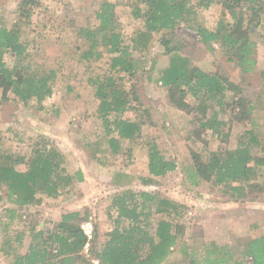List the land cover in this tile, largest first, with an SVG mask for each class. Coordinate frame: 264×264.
Returning <instances> with one entry per match:
<instances>
[{"label":"trees","instance_id":"16d2710c","mask_svg":"<svg viewBox=\"0 0 264 264\" xmlns=\"http://www.w3.org/2000/svg\"><path fill=\"white\" fill-rule=\"evenodd\" d=\"M229 13L214 29L196 24L200 11L207 10L215 0H131L127 2L131 16L143 23V30L124 36L114 20L116 2L103 0L95 11V24L81 27L75 35L89 46L74 57L89 65L90 92L99 100L98 117L105 136L93 142L94 154L103 153L107 144L114 155L134 156L136 148L146 150L148 176L115 173L112 186L117 188L110 196L107 208L112 227L99 241L98 225L89 240L81 225L90 216V210L62 211L58 220H50L41 227L31 224L25 229L23 218L29 208L49 207L51 203L70 191L74 182H83V173L71 174L66 168L65 156L49 139L39 135L29 154L12 150L10 141L0 136V259L7 264H164L179 247L189 264H264V236L240 238V244L210 243L203 256H196L194 245L181 243L185 219L189 208L170 196L161 195L158 178L182 167L187 180L197 187L208 183L212 189L236 202L249 193L258 191V179L264 174V143L251 129H244L234 150H213L199 146L204 134L228 137L234 122L256 124L254 106L247 99L241 103L228 100L230 86L222 78L202 69L193 71L192 61L182 51L176 31L183 25L196 32L200 42L214 52L220 49L226 60L236 63L243 73L254 70L256 42L250 38L249 25L261 24L264 30V0H218ZM28 10L24 18L32 22V15L40 6L35 0L21 4ZM154 35L173 55L160 78L168 88V101L175 109L193 117L197 126L192 130V142L187 143L189 158L183 164L168 158L154 138L145 133L151 125V112L143 108L138 86H128L125 76H136L137 62L134 52L149 50ZM105 52H103V50ZM36 46L33 40L23 39L17 26L0 27V103L10 101V96L24 105L36 103L40 109L45 100L54 94L60 83H68L71 76L59 68H49L32 63ZM73 51V50H71ZM109 55L110 67L104 74L94 73L92 63ZM11 54L15 61L9 67L5 61ZM118 74L116 77L115 74ZM67 91L72 92L71 86ZM127 112H137L145 117L139 121L124 118ZM210 112H212L210 114ZM146 118V119H145ZM254 119V120H253ZM155 127V126H153ZM164 127V125H163ZM131 146H122L125 142ZM90 145V146H91ZM139 182V184H137ZM20 226L15 229L14 221ZM28 239L27 245L24 244ZM89 244L90 258L84 257ZM26 246V247H25Z\"/></svg>","mask_w":264,"mask_h":264},{"label":"rangeland","instance_id":"374dc122","mask_svg":"<svg viewBox=\"0 0 264 264\" xmlns=\"http://www.w3.org/2000/svg\"><path fill=\"white\" fill-rule=\"evenodd\" d=\"M23 1L0 0V27L17 26L23 39L33 40L36 50L31 60L34 65L43 64L46 69L59 68L65 74H70L71 78L68 83L59 84L54 94L43 102V109L35 102L24 105L13 96L4 105L0 103V136L10 141L12 150L23 154H29L32 142L39 135L47 137L51 141L50 145H54L65 156L67 170L71 174L82 172L84 181H75L70 191L60 197L59 201H53L49 207L29 208L28 217L23 218L22 229L31 224L41 227L50 220H58L62 211L90 210L91 216L87 221H92L94 227L98 225L99 241L103 242V235L112 227L107 208L111 202L110 196L117 190L112 186L114 174L121 172L148 176L145 149L136 148L134 156L127 159L123 154H112L107 144L102 147L103 153L94 154L91 145L106 136L102 121L97 118L100 102L90 92L88 85L91 74L89 65L83 59L74 57L76 48L84 52L89 46L75 32L81 27L95 24L94 13L103 0H35L40 6L33 13L32 22L24 18L23 14L28 8L21 5ZM109 1L118 4L114 20L130 42L132 34L143 30V23L131 16V7L127 5L131 0ZM200 12L196 24L211 29L230 20L229 13L218 0ZM181 26L176 31V41L185 45L182 53L192 61L193 71L202 69L218 75L232 89L228 93V100L236 104L244 98L254 106L255 125L234 122L228 137L221 139L220 134L212 137L211 133H207L198 145L213 150H234L245 128L253 130L264 143V30L261 24L253 22L249 25L250 38L257 44L258 62L249 73H243L236 63L228 62L217 47L216 51H210L200 42L195 31ZM160 37L153 36L148 51L134 52L133 56L138 63L136 76L126 75L125 81L128 86H138L141 104L151 112L150 124L155 127L146 125L145 133L150 138L155 137L163 154L181 166L189 158L187 143L192 142V130L197 124L191 122L193 117L175 109L168 101V88L161 83L160 78L173 55L161 44ZM105 55L101 62L92 63V67H95L92 74H104L109 70L111 57ZM5 61L12 67L15 59L7 54ZM68 85L72 87V92L67 91ZM144 117L137 112L124 115V118L133 121ZM122 146H131V143L126 141ZM157 182V187L150 185L145 189H158L161 195L170 196L188 206L189 212L182 220L185 228L181 243L194 245L197 257L201 258L205 246L213 242L237 247L240 238L264 236V174L258 179L260 189L252 194L247 193L236 202L227 201V197L219 193L218 189H212L208 183L203 182L197 187L191 185L182 167L158 178ZM5 206L8 205L1 203L0 211ZM17 222L18 219H15V229L20 228ZM27 243L28 239L24 244ZM182 253L179 247L166 264H189V258L184 259ZM84 257L90 258L89 248L88 252L84 250ZM97 262L93 260V264ZM0 264L7 262L1 258ZM246 264H250V261L247 260Z\"/></svg>","mask_w":264,"mask_h":264},{"label":"built area","instance_id":"2783aa9c","mask_svg":"<svg viewBox=\"0 0 264 264\" xmlns=\"http://www.w3.org/2000/svg\"><path fill=\"white\" fill-rule=\"evenodd\" d=\"M81 229L83 230L84 234L88 237L89 240L92 239L93 232H94V224L92 221L84 222L81 225ZM89 244L86 246V251L88 252ZM98 263V262H97Z\"/></svg>","mask_w":264,"mask_h":264},{"label":"crops","instance_id":"0c3cea01","mask_svg":"<svg viewBox=\"0 0 264 264\" xmlns=\"http://www.w3.org/2000/svg\"><path fill=\"white\" fill-rule=\"evenodd\" d=\"M98 115V114H97ZM98 117V116H97ZM171 258V256H169V258L167 259V261L169 260ZM167 261L164 263V264H166L167 263Z\"/></svg>","mask_w":264,"mask_h":264}]
</instances>
